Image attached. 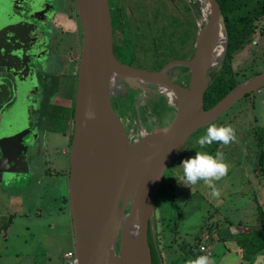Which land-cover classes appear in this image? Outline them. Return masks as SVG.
Listing matches in <instances>:
<instances>
[{"label": "water", "instance_id": "water-1", "mask_svg": "<svg viewBox=\"0 0 264 264\" xmlns=\"http://www.w3.org/2000/svg\"><path fill=\"white\" fill-rule=\"evenodd\" d=\"M75 1L83 41L69 150L68 205L74 251L79 264H152L148 229L166 171L194 133L218 120L246 95L264 87V72L238 84L205 110L203 96L217 64L215 51L220 37L224 44L220 62L228 44L216 0H202L210 11L203 28L198 29L193 56L175 59L151 72L115 57L108 0ZM178 67L188 71L187 86L171 78L170 71ZM119 83L129 91L165 97L175 110L171 121L145 131L140 141L130 144L114 108ZM16 111L11 110L10 116L2 112L0 119L3 124L10 120L13 129L20 130L23 125ZM127 206L134 218L115 255L112 219Z\"/></svg>", "mask_w": 264, "mask_h": 264}, {"label": "rangeland", "instance_id": "rangeland-1", "mask_svg": "<svg viewBox=\"0 0 264 264\" xmlns=\"http://www.w3.org/2000/svg\"><path fill=\"white\" fill-rule=\"evenodd\" d=\"M196 1L192 0V3ZM259 1L262 0H251L250 5L242 12L250 10ZM146 2L149 3L147 0ZM162 2L164 0L158 1L159 7L154 10L155 16L152 21L142 26L143 29L148 30L144 33L145 35L134 34L131 43V46L139 48L143 55L147 50H150L149 47L154 48L151 60L145 62V66L153 69L156 62L160 61L161 54L166 53L174 56L179 54L184 45H189L187 21L176 16L170 7ZM108 6L114 18L118 12V0H108ZM69 10L74 19L73 2ZM133 10L136 17L145 15L144 10L135 6H133ZM196 18L197 20L201 18L200 9ZM58 20L61 21V18ZM64 26L70 29V25L64 24ZM126 49L124 54L127 56L125 58L127 62L130 59L128 47ZM117 57H119L118 52ZM220 63L215 65L212 71L218 69ZM232 66L239 84L264 72V19L257 23L253 41L234 55ZM156 95L158 96V94ZM128 96V102L132 105L130 110H136L138 99L140 106L146 108L144 110L139 106V115L141 120L149 125L148 117H152L149 114L154 115L147 103L151 99V95L142 93L139 96L137 91H129ZM163 110L164 108L161 107L158 109L161 112L159 115L161 119L156 121L160 124L163 121L164 124H168L173 115ZM122 113H119L121 117L124 115ZM222 120L223 122H220ZM217 123L218 126L231 125L236 132L235 142L227 146L221 144L217 149L224 153L229 165L227 175L215 182L220 192L219 197H214L212 190L203 181L197 185L186 186L181 181L183 170L179 166L182 161L194 157L196 151L208 153V146L202 148L197 143V139L201 132L204 133L202 129L205 127L188 139L163 177L155 199L151 223V227L153 224L155 226L162 264L164 262L166 264L167 257L171 260V264H187L189 259H196V256H190L186 251L199 248L203 234L209 235L210 239L213 233H218L224 227L229 230V227L226 226L229 222L238 219V211L242 209L254 211L255 205L252 197L256 193V189H264V177H262L264 176L262 169L264 166L263 164L259 166L258 163L260 156L258 136L262 134L264 138V87L238 101L219 118ZM26 126L29 128L28 124ZM24 127H21V132L11 136L12 127L9 123L6 139L3 134H0V144L3 141L7 143V148L0 147V181H7L3 183L7 185L6 187H10L8 182L16 183V189L10 191L21 193L22 199H18L19 202H16V205L14 203L16 207L12 210L17 209L19 212H24V215L21 218H16L14 225L8 230L7 238L0 237V264H3L2 259L5 253L6 256L7 253L9 255V264H62L63 253L74 250L68 205L69 155L62 154L60 150L52 152L51 158L55 166L50 170L51 173L46 176L43 174L37 176L39 170L36 169L33 160L28 156L29 147L24 149V145L30 141V138L26 141L28 133L23 132ZM149 127L155 128V124ZM52 142L63 143L59 138H53ZM30 172L33 173L31 176H24ZM22 176L26 178L21 180ZM5 189L3 185L0 186V196L3 195L2 191ZM252 189H254L253 192ZM259 199L264 203L262 195ZM159 212H162L164 217L162 227L161 224H158L161 222ZM175 225L179 227V231L185 233L183 238L174 233ZM157 226L164 230L160 236L157 233ZM193 235L194 240H192ZM188 239L190 242H187ZM185 243L189 245L187 249L183 247ZM212 250L214 255L209 258L214 262L217 261L218 252L216 249ZM200 256L205 255L200 253Z\"/></svg>", "mask_w": 264, "mask_h": 264}, {"label": "flooded vegetation", "instance_id": "flooded-vegetation-1", "mask_svg": "<svg viewBox=\"0 0 264 264\" xmlns=\"http://www.w3.org/2000/svg\"><path fill=\"white\" fill-rule=\"evenodd\" d=\"M142 1L144 0H118V12L114 18L109 8L111 21L122 14L127 20L124 11ZM147 1L150 4H146L153 11L159 7V0ZM72 2L74 19L69 13ZM164 2L176 16L187 21L190 13L189 0ZM64 24L70 25V29L65 28ZM188 40L189 45H184L178 56L190 51V37ZM82 41L80 17L75 0H0V117L2 112L10 116L11 110H17L15 115L19 116L23 127L25 126L23 132L28 133L26 141L30 138L24 149L29 147V153L32 151L30 159L36 169L41 165L39 153L42 144L48 141L52 134L63 138L68 132L70 150ZM124 64L132 66L130 61ZM174 69H178L171 73L174 82L187 86L188 71L184 72L183 68L179 67ZM140 95L142 93L139 92ZM125 98L121 97V103L114 100L117 113H122V101L126 100ZM9 123L12 127L10 120L3 124V119H0V134L4 135V139L8 135ZM158 126H164V121L158 123ZM21 131L22 129L12 127L11 136ZM61 145L57 144L53 150L61 151ZM1 146L5 149L7 143L3 141Z\"/></svg>", "mask_w": 264, "mask_h": 264}, {"label": "trees", "instance_id": "trees-1", "mask_svg": "<svg viewBox=\"0 0 264 264\" xmlns=\"http://www.w3.org/2000/svg\"><path fill=\"white\" fill-rule=\"evenodd\" d=\"M216 1L224 18V24L228 34V44L224 58L220 63L219 68L211 72V82L203 96V106L205 110L212 108L240 83L237 81V75L233 70V57L236 53L243 50L247 45H249L253 41V36L257 30V23L264 19V0L259 1L253 8H251L250 10H246L245 12H242V10L250 5L251 0ZM135 7L144 10L145 15L136 17L133 13L135 11L133 10V8H131L130 10L128 9L124 11L127 20H125L124 15L122 14L118 16L116 20L112 21L113 51L119 61H121L122 63L126 62L125 58L127 56H125L124 54V51L127 50L126 47H128L129 49L128 56L130 59V63H132L131 65L133 67L144 68L147 70H160L165 64L175 59L191 58L193 56V44L195 42V38L198 32L196 25V14H199L200 9V5L198 3L190 5V13H188L189 17H187L188 32L190 33L189 37L191 43L190 51H188L185 55L180 56H178V54L172 56L170 54L163 53L161 54L162 57L160 61L156 62V66L154 67V69L145 66V62L147 60H151V53L154 52V48L149 47L150 50H147L146 54L143 55L141 50L134 46L132 47L131 43L133 42L134 34L142 35L148 31L147 29H143L142 26L146 25L147 23L149 24L155 14L154 11L148 7V4H146V0L142 2H136ZM117 52L119 53V57H117ZM183 71L185 72L187 71V69L183 68ZM248 96L249 94L245 97ZM147 103L149 104L154 113V115H149L156 118V120L158 121H160L161 119L159 116L161 112L158 111L160 107L164 108L163 111H165L166 113H172L174 111V108L168 104L167 99L160 95H156L155 97L151 96V99H149V102L147 101ZM137 104L140 106L139 101H137ZM140 107L144 109V106ZM121 108L123 113L135 112L134 109L130 110L132 108V105L129 104L128 98L122 101ZM218 121L219 119L217 120V122ZM217 122L214 123L218 124ZM220 122H223V120ZM207 127L208 126L202 129L204 130V133L201 132L200 136L206 133ZM258 144L260 146V156L258 163L259 166H262V164L264 166V138L262 137V134L258 136ZM220 145L221 144L216 142H213L211 145H207L208 153L214 155ZM262 169L264 170V167H262ZM263 224L264 221L261 225L262 229L256 231L257 235L255 238V248L249 249L247 251V256L245 257L252 258L254 254H257L260 251L264 250ZM215 239L217 238L213 236V239H211V244L212 241H215ZM148 243L152 256V264H162L154 224L151 228L149 226L148 229ZM183 247L184 249H187L189 245L185 244ZM186 253L190 256L198 257L202 252L199 250V248H192L189 251H186Z\"/></svg>", "mask_w": 264, "mask_h": 264}, {"label": "crops", "instance_id": "crops-1", "mask_svg": "<svg viewBox=\"0 0 264 264\" xmlns=\"http://www.w3.org/2000/svg\"><path fill=\"white\" fill-rule=\"evenodd\" d=\"M53 138H59L57 134H52V136L48 139V141H45L44 144H42V149L39 153V162L41 163L40 167L38 168L39 171L37 176L40 174L48 175L50 174V170L55 166L53 159L51 158L52 152H55L53 148L57 145V143L52 142ZM63 143L61 153L64 155L68 154L69 145H70V139L67 134L63 138H59ZM32 156V151L30 152ZM69 155V154H68ZM30 156V158H31ZM33 173L30 172L29 174H26L24 176H31ZM69 175V171L67 172ZM22 176L21 180H23L24 177ZM264 177V176H262ZM20 180V181H21ZM12 181L10 183V187H6L7 185L1 183L0 186L3 185L5 187V191L3 192V195L0 196V237H4L8 235V230L14 225L16 218H21L22 215H24V212H19L17 209L12 210L16 206H14V203L16 205V202H19L18 199H22L21 193H18L16 191H10L12 189H16V183H13ZM256 189V188H255ZM263 189V188H262ZM256 189V193L252 197L253 203L255 205V210H249V209H242L237 212L238 219L229 222L226 227H229V230L222 229L218 233H214L211 235L212 238L209 239L207 245L212 249H216L218 252L217 261H214V264H264V250L260 251L257 254H254L252 258H247V251L249 249L255 248V238H256V231L261 230L262 223L264 221V203L260 201V196L262 195L263 201H264V189ZM24 191V190H23ZM254 189H252V192ZM21 206V204H19ZM19 206V207H20ZM249 207V206H248ZM159 216L161 218V222L158 223L161 227L163 226V214L162 212H159ZM264 225V224H263ZM160 226H157V230L160 236L161 233L164 232L163 229H161ZM71 228V235H72V241H73V234H72V227L70 223ZM6 229V230H5ZM174 233H177L178 236L181 238L185 234L183 231H179V227L175 225ZM227 231L228 233H226ZM228 234V235H227ZM213 236H215L217 239L215 241H212ZM186 237V236H185ZM183 238V237H182ZM192 240H194V235L192 236ZM187 242H190L188 239ZM186 244V243H185ZM161 254V253H160ZM214 253L212 250V256ZM9 255L6 253L3 255V264H9L8 263ZM162 259V255H161ZM165 264V262H164ZM166 264H171V260H166Z\"/></svg>", "mask_w": 264, "mask_h": 264}, {"label": "clouds", "instance_id": "clouds-1", "mask_svg": "<svg viewBox=\"0 0 264 264\" xmlns=\"http://www.w3.org/2000/svg\"><path fill=\"white\" fill-rule=\"evenodd\" d=\"M235 141L236 132L231 125L218 126L216 123L209 124L206 133L197 139V143L202 148L213 142L227 146ZM179 167L183 170L181 177L183 185H197L203 181L212 190L214 197L220 195L215 182L226 176L229 170L225 155L220 151H217L215 155L205 151H196L194 157L185 159ZM187 264H214V262L205 255L189 259Z\"/></svg>", "mask_w": 264, "mask_h": 264}, {"label": "built area", "instance_id": "built-area-1", "mask_svg": "<svg viewBox=\"0 0 264 264\" xmlns=\"http://www.w3.org/2000/svg\"><path fill=\"white\" fill-rule=\"evenodd\" d=\"M189 3H190V5H192V4L194 5L195 3H198L200 5V12L202 11V3L200 2V0H197L195 3H192V0H189ZM196 25H197V29L203 28L204 22H202L201 18L199 20H197V18H196ZM115 91H116L115 99L117 102L121 103V100H122L121 97L125 98V96H128L127 95L128 94L127 88L120 83L117 85ZM139 108H140L139 105L136 104L135 112H133V113L127 112V113H124L125 116L124 115H122V117L120 116L122 124L125 128L126 137H127L130 144H136L138 141H140V139L144 135L145 131L151 129V127H149L150 125L155 124V127H158V126H156V125H158V123L156 121V118H154V117H150V118L148 117V123H150L149 125L144 123L140 118ZM208 241H209V235L203 234L201 236V245L199 246V249L204 255L211 257L212 256V250L207 245ZM62 264H79V260L76 256L74 250H68L65 253H63Z\"/></svg>", "mask_w": 264, "mask_h": 264}, {"label": "bare ground", "instance_id": "bare-ground-1", "mask_svg": "<svg viewBox=\"0 0 264 264\" xmlns=\"http://www.w3.org/2000/svg\"><path fill=\"white\" fill-rule=\"evenodd\" d=\"M200 2L202 3L201 20H202V22L206 23L208 16H209L210 8L208 5L203 3L202 0H200ZM221 40H222V38L220 37L219 42H218V46H217L216 51H215V58L217 61L216 66L218 65V63L220 62V60L222 59V56H223L224 44ZM176 71L177 70L174 69V70H171L170 73H174ZM207 80L208 79H206V81ZM169 96L171 98V102H173L172 94L169 93ZM172 113L175 114V111H173ZM172 113H171V115H173ZM133 218H134L133 212L130 213V208L127 206L125 211L121 215H118V216L115 215L112 219L113 220L112 251L115 255H118V253L121 249L123 238L128 233L127 231L130 229V227L132 225Z\"/></svg>", "mask_w": 264, "mask_h": 264}]
</instances>
